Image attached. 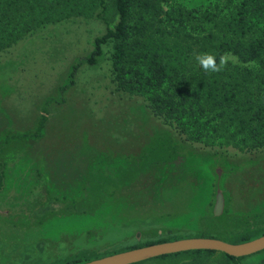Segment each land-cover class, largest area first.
Instances as JSON below:
<instances>
[{
  "label": "flooded vegetation",
  "instance_id": "obj_1",
  "mask_svg": "<svg viewBox=\"0 0 264 264\" xmlns=\"http://www.w3.org/2000/svg\"><path fill=\"white\" fill-rule=\"evenodd\" d=\"M76 29L0 40V264H88L263 238L264 147L189 136L121 84L112 48L98 43L106 33L87 42ZM210 255L264 264V249H187L131 264Z\"/></svg>",
  "mask_w": 264,
  "mask_h": 264
},
{
  "label": "trees",
  "instance_id": "obj_2",
  "mask_svg": "<svg viewBox=\"0 0 264 264\" xmlns=\"http://www.w3.org/2000/svg\"><path fill=\"white\" fill-rule=\"evenodd\" d=\"M89 2L106 25L116 22L98 43L112 45L115 72L130 93L179 126L199 124L222 144L251 134L249 147H264V0L192 8L174 0ZM5 3L0 0L2 16ZM206 52L217 62L231 53L235 63L206 73L194 55Z\"/></svg>",
  "mask_w": 264,
  "mask_h": 264
},
{
  "label": "rangeland",
  "instance_id": "obj_3",
  "mask_svg": "<svg viewBox=\"0 0 264 264\" xmlns=\"http://www.w3.org/2000/svg\"><path fill=\"white\" fill-rule=\"evenodd\" d=\"M211 1L218 0H174V3L192 8L201 4H208ZM5 7L6 13L3 16L0 14L1 41L16 39L17 36H21L23 32H27L31 27L33 29L38 28V30H49L67 26L77 28L76 30L81 29L88 42L96 36L104 35L107 29L114 28L116 23L112 21L110 25H106L98 19L97 11L93 10L89 0H7ZM71 29L66 28L64 31L68 32ZM79 37L81 39V33ZM110 47L112 48V45L108 43L106 48ZM46 73L47 71L44 72V75ZM142 97L146 99V97ZM198 125L196 124L195 127L192 122H183L180 127L189 136L198 138L205 143L217 144L219 142L211 135L210 131L202 129ZM198 127L200 129L199 133L196 129ZM252 141H254V138L251 134H243L232 138L227 143L228 145L236 144L249 147ZM193 264H226V262L220 255H210L197 259Z\"/></svg>",
  "mask_w": 264,
  "mask_h": 264
},
{
  "label": "water",
  "instance_id": "obj_4",
  "mask_svg": "<svg viewBox=\"0 0 264 264\" xmlns=\"http://www.w3.org/2000/svg\"><path fill=\"white\" fill-rule=\"evenodd\" d=\"M187 249H213L224 251L233 256H245L264 249V237L253 242L234 246H222L216 241L195 240L171 245H165L161 248H151L141 251H133L123 255H117L103 260H97L88 264H131L140 260L151 258L165 253L179 252ZM179 264V263H177Z\"/></svg>",
  "mask_w": 264,
  "mask_h": 264
},
{
  "label": "clouds",
  "instance_id": "obj_5",
  "mask_svg": "<svg viewBox=\"0 0 264 264\" xmlns=\"http://www.w3.org/2000/svg\"><path fill=\"white\" fill-rule=\"evenodd\" d=\"M195 59L197 64L204 70L206 73H219L226 69L229 62L235 63V58L231 53H224L219 56L217 62V56L214 53H196Z\"/></svg>",
  "mask_w": 264,
  "mask_h": 264
}]
</instances>
